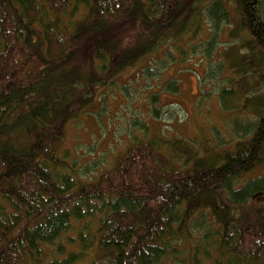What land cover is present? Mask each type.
Listing matches in <instances>:
<instances>
[{
	"label": "trees",
	"instance_id": "trees-1",
	"mask_svg": "<svg viewBox=\"0 0 264 264\" xmlns=\"http://www.w3.org/2000/svg\"><path fill=\"white\" fill-rule=\"evenodd\" d=\"M201 1L193 0L190 11L187 0H0V264H164L173 242L190 226L198 229V209L216 220L219 230L208 237L219 236L211 245L227 263L264 257V209L253 217L242 209L264 191V177L238 184L264 159V113L217 166L180 143L195 161L172 162L139 140L84 180L60 151L65 126L93 88L139 55L117 35L136 22L146 37H170L180 30L179 16ZM233 1L240 27L264 59L260 0ZM79 7L85 13L75 20ZM210 8L217 21L226 20L223 0ZM127 16L136 21L118 33ZM193 253L197 263L200 250Z\"/></svg>",
	"mask_w": 264,
	"mask_h": 264
},
{
	"label": "rangeland",
	"instance_id": "rangeland-1",
	"mask_svg": "<svg viewBox=\"0 0 264 264\" xmlns=\"http://www.w3.org/2000/svg\"><path fill=\"white\" fill-rule=\"evenodd\" d=\"M187 1L188 8L195 5L193 0ZM211 1L202 0L192 13L185 10L178 19L180 30L162 40L146 37L136 22L119 33L117 28L123 29L134 16L117 22V37L139 55L131 65L115 71L113 79L94 87L91 100L81 104L77 118L65 126L60 151L73 160L82 179L93 180L133 141L154 143L172 162L193 163L188 150L175 145L180 143L202 162L218 161L216 166L225 152L247 141L264 113V59L240 27L235 2L223 0L226 20L219 22ZM260 6L264 17V0ZM205 7L207 12H203ZM84 11L79 7L75 20L81 19ZM94 69L100 73L99 62H94ZM263 177L264 159L238 184ZM261 192L251 194L245 203L249 208H242L251 217L257 209H264ZM193 218L192 228L198 229L190 226L183 239L174 241L163 263L170 257V264H230L211 245L219 236L208 237L219 228L211 212L198 209ZM196 248L200 253L194 263L191 259ZM251 264H264V257Z\"/></svg>",
	"mask_w": 264,
	"mask_h": 264
}]
</instances>
